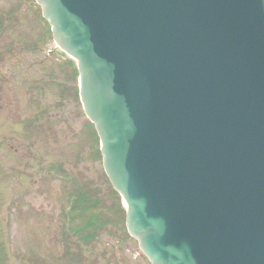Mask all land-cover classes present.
Segmentation results:
<instances>
[{"label":"water","instance_id":"1","mask_svg":"<svg viewBox=\"0 0 264 264\" xmlns=\"http://www.w3.org/2000/svg\"><path fill=\"white\" fill-rule=\"evenodd\" d=\"M36 1L151 264H264V0Z\"/></svg>","mask_w":264,"mask_h":264},{"label":"rangeland","instance_id":"2","mask_svg":"<svg viewBox=\"0 0 264 264\" xmlns=\"http://www.w3.org/2000/svg\"><path fill=\"white\" fill-rule=\"evenodd\" d=\"M31 3V0H0V72L8 73V77L0 73L2 263L149 264L136 241L126 233L118 199L103 176L96 141L89 148L85 143L80 147L87 137L85 126L88 127L82 109L76 110L80 116L72 120V107L61 104L59 91L43 90L41 96H44L39 100L55 112L69 113L65 119L69 121L63 122L65 129H57L60 135L53 132L56 137L51 144L43 143L42 136H37L31 128L29 132L36 139L35 144L57 151L48 149V155L38 159L37 151L29 148L28 134L22 136L20 120L26 107L21 93L27 84L21 79L27 76L28 67L25 62L9 61L4 51L11 48L16 33L36 41L30 40L31 43L41 44L46 39L47 44L42 47L52 48L49 25L43 21L40 9ZM39 55L42 57V53ZM55 55L56 52L50 53ZM29 91L40 96L36 88ZM71 188L87 195L89 206L85 213L90 216L85 222L75 212L68 221ZM86 222L93 227L79 237L81 231L75 224Z\"/></svg>","mask_w":264,"mask_h":264}]
</instances>
